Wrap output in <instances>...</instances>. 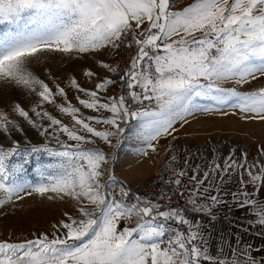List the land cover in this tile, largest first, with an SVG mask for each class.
Returning <instances> with one entry per match:
<instances>
[{
    "label": "snow or ice",
    "instance_id": "6c2138e0",
    "mask_svg": "<svg viewBox=\"0 0 264 264\" xmlns=\"http://www.w3.org/2000/svg\"><path fill=\"white\" fill-rule=\"evenodd\" d=\"M176 5L177 0H0V87L37 98L29 110L18 102L10 111L0 110V134L11 140L8 147L0 145V208L33 194L74 202L73 212L65 213L51 234L0 240V264H257L248 249L210 254L200 223L188 219L185 209H163L133 196L111 171V157L96 146L102 141L115 148L133 120L142 155L155 152L161 138L173 137L176 125L198 112L239 110L245 119L264 121V88L238 90L264 77V0ZM121 48L135 49L120 77L122 94L103 95L116 83L112 79L100 80L94 89L69 81L68 87L82 94L76 96L79 105L97 115L85 116L64 87L50 86L34 70L49 54L76 59ZM100 66L117 71L103 61ZM84 75L91 79L95 73ZM45 105L70 117V123ZM17 117L47 142L21 148L12 140L13 131L23 133ZM42 155L54 163L40 162ZM33 157L35 182L26 174ZM231 170L240 172L232 200L255 217L252 226L264 227V201L258 195L264 162L249 164L246 154L243 163L232 156L223 167L213 161L202 178L196 171L186 203L212 215L214 207L226 203L219 192L209 194L213 176L219 173L224 182ZM175 175L170 183L180 188L186 173ZM202 198L209 202H199Z\"/></svg>",
    "mask_w": 264,
    "mask_h": 264
},
{
    "label": "rangeland",
    "instance_id": "374dc122",
    "mask_svg": "<svg viewBox=\"0 0 264 264\" xmlns=\"http://www.w3.org/2000/svg\"><path fill=\"white\" fill-rule=\"evenodd\" d=\"M188 2L190 0H179L180 5H185ZM110 56L111 53L90 54L69 59L54 53L47 55L39 64L35 65L34 70L50 86L58 83L64 87L68 100L73 105L80 107L85 116H92L97 114L79 105L76 96H82V94H78L68 87L69 81L71 78H75L83 87L94 89V85L100 80L110 79V72L100 66V61L111 64ZM89 70L95 73L91 79L84 75ZM49 73L54 80L49 79ZM224 86L232 87L233 85L226 84ZM118 88L119 85L114 84L103 95L118 96L121 94H119ZM259 88H264V77H259L238 90L248 92ZM36 100L35 96H29L23 91L0 87V110L10 111L14 103L17 102L29 110ZM58 102L63 103L60 98H58ZM45 107L57 118L62 119L64 123H70V117L61 114L53 106L45 105ZM17 119L23 128V133L13 131L12 140L18 141L21 148L42 145L47 142L37 129L28 125L22 118L17 117ZM43 123L47 126V121ZM135 123L134 120L130 123L129 130L121 141V147L117 149L116 157L114 156L116 147L109 148L102 141H97L96 146L111 157L110 168L116 177H118L116 169L120 167L119 169L123 172L128 170L130 174L143 177L145 181L153 176L170 157L177 155L185 158L184 152L190 145L206 146L209 149L208 159L210 162L215 155L219 154L221 160L218 163L221 166H224V162L229 156H232L238 163H243L245 154L249 164L257 161L264 162V155L261 154L264 150V121L245 119L239 110H227L226 113L221 111L198 112L189 116L187 122L182 126L176 125L177 131L173 137L161 138L157 144V150L153 152L149 149L147 155L140 154L139 149L143 145L135 138ZM10 144L11 140L4 134H0V145L8 147ZM50 146L57 147L55 141H52ZM88 147H92V145H88ZM259 156L261 159H258ZM38 159L42 163H54L46 155L39 156ZM36 167L37 157H33L32 163L27 166L26 173L33 182L38 180ZM210 167L207 166L205 172L209 171ZM202 176L203 174L200 178ZM73 204L74 202L67 198L65 200H49L47 197H40L37 194L25 195L22 200H15L0 208V240L20 241L31 239L34 234H51L52 226L65 219V213L73 212Z\"/></svg>",
    "mask_w": 264,
    "mask_h": 264
},
{
    "label": "crops",
    "instance_id": "0c3cea01",
    "mask_svg": "<svg viewBox=\"0 0 264 264\" xmlns=\"http://www.w3.org/2000/svg\"><path fill=\"white\" fill-rule=\"evenodd\" d=\"M176 6L177 8H181L184 5H180L179 0H177ZM118 89L120 94L122 87L119 86ZM119 168L117 167L116 169L117 176L123 179L129 186L144 181L143 177L132 175L128 170L123 172ZM231 171H233V174L230 178L225 176L224 182L220 181L219 173L214 175L213 180L215 183L212 185L213 190L209 193L210 195H216L219 192L221 198L226 201V203L221 204V216H216L215 214L201 215L195 212L193 207L190 210H185V215L193 222H198L202 225L203 235L208 241L210 254L221 255V248L224 249V255H228L236 249H248L257 261V264H264V227L258 225L252 226V221L255 217L248 214L247 208H238L232 200V194L240 188V172ZM244 179H248L247 175H244ZM246 190L252 192V186L249 185ZM258 195L264 201V186H261ZM199 202L205 203V199L202 198ZM169 207L163 206V209Z\"/></svg>",
    "mask_w": 264,
    "mask_h": 264
},
{
    "label": "built area",
    "instance_id": "2783aa9c",
    "mask_svg": "<svg viewBox=\"0 0 264 264\" xmlns=\"http://www.w3.org/2000/svg\"><path fill=\"white\" fill-rule=\"evenodd\" d=\"M135 55V49H124L121 48L115 54H111V65L117 69L115 72H110V79L116 81V85L122 87V82L120 77L123 75L124 69L129 66L131 57ZM186 157H179L174 155L176 159L173 161L172 157L167 159V161L161 165L156 173L149 177L147 180L136 183L132 186H126L131 190L133 196L139 195L143 198L157 202L162 206H172L180 207L185 210L192 209V205L187 204L188 191L193 189L196 184L195 181L191 180V176L199 171L200 176L205 172L207 166H212L213 161L216 163L220 162L221 156L215 155L211 162L208 159L209 149L206 146L198 147L197 145H190L185 150ZM178 171H184L185 176L180 177L182 187L177 188L174 181L177 177L175 175ZM119 180V179H118ZM121 181V180H119ZM179 192H185L184 196H180ZM164 199H161V197ZM170 197V199H168ZM205 199V203H208ZM205 215L204 213H200ZM212 214L216 216H221L222 214V205H218L213 208Z\"/></svg>",
    "mask_w": 264,
    "mask_h": 264
},
{
    "label": "trees",
    "instance_id": "16d2710c",
    "mask_svg": "<svg viewBox=\"0 0 264 264\" xmlns=\"http://www.w3.org/2000/svg\"><path fill=\"white\" fill-rule=\"evenodd\" d=\"M123 91H124V89L122 88V91H121V94L123 93ZM132 122V121H131ZM130 122V123H131ZM129 127H130V124H129V126L127 127V129H126V131H125V133L129 130ZM125 133H124V135H125ZM122 139H123V137H121V141H122ZM121 147V142L116 146V150H115V157L117 156V149L118 148H120ZM119 180H121L126 186H128V184L123 180V179H121V178H119V177H117Z\"/></svg>",
    "mask_w": 264,
    "mask_h": 264
},
{
    "label": "bare ground",
    "instance_id": "6f19581e",
    "mask_svg": "<svg viewBox=\"0 0 264 264\" xmlns=\"http://www.w3.org/2000/svg\"><path fill=\"white\" fill-rule=\"evenodd\" d=\"M258 159H261V156H259Z\"/></svg>",
    "mask_w": 264,
    "mask_h": 264
}]
</instances>
